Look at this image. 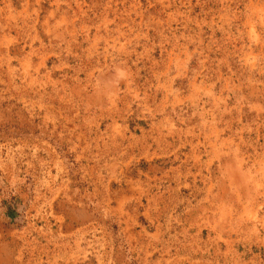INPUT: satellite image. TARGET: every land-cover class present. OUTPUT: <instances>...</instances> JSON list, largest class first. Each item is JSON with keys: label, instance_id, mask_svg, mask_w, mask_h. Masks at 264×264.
Segmentation results:
<instances>
[{"label": "rangeland", "instance_id": "374dc122", "mask_svg": "<svg viewBox=\"0 0 264 264\" xmlns=\"http://www.w3.org/2000/svg\"><path fill=\"white\" fill-rule=\"evenodd\" d=\"M0 264H264V0H0Z\"/></svg>", "mask_w": 264, "mask_h": 264}, {"label": "clouds", "instance_id": "9594fccd", "mask_svg": "<svg viewBox=\"0 0 264 264\" xmlns=\"http://www.w3.org/2000/svg\"><path fill=\"white\" fill-rule=\"evenodd\" d=\"M128 79V73L125 69L117 67L114 69L111 80L102 85V90H108L112 87L118 86L121 82H125Z\"/></svg>", "mask_w": 264, "mask_h": 264}]
</instances>
